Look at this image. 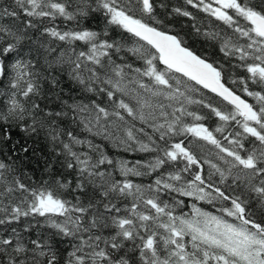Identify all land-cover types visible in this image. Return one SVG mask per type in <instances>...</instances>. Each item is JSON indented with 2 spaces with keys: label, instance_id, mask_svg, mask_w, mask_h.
<instances>
[{
  "label": "snow or ice",
  "instance_id": "obj_1",
  "mask_svg": "<svg viewBox=\"0 0 264 264\" xmlns=\"http://www.w3.org/2000/svg\"><path fill=\"white\" fill-rule=\"evenodd\" d=\"M184 5L232 35L202 31L193 11L169 0L0 4V81L8 82L0 88V264H264V0ZM93 14L103 17L101 30L79 27ZM171 17L218 40L227 67L197 54L170 29ZM57 20L78 27L61 29ZM115 29L121 39L110 36ZM56 41L66 47L58 52ZM61 72L76 95L62 94ZM212 116L214 130L202 122ZM65 124L151 159L114 160ZM189 134L218 149L226 167L204 160V175L196 153L175 142ZM34 163L49 179L36 182ZM153 173L148 184L130 178ZM177 196L220 214L195 203L190 216L177 214Z\"/></svg>",
  "mask_w": 264,
  "mask_h": 264
},
{
  "label": "trees",
  "instance_id": "obj_2",
  "mask_svg": "<svg viewBox=\"0 0 264 264\" xmlns=\"http://www.w3.org/2000/svg\"><path fill=\"white\" fill-rule=\"evenodd\" d=\"M170 4L173 6H182L187 7L188 10L193 11L194 14L197 17L196 23L202 28V31H215L221 33V35H232L231 29H228L226 26H224L221 22L216 21L214 18L208 16L207 14L196 11L192 9L190 6L184 5V0H169ZM10 3V0H0V4H8ZM56 23L59 25L61 29L69 28V29H76L78 26L75 22H64L62 20H57ZM169 27L173 31H178L181 33L182 36H185L187 39V42L189 45L197 52V54L206 56L210 61H217L224 63L225 67L228 65V58L224 57V54L220 51L221 44L218 40H212V39H206L203 35H195L191 30V21L184 17H171L168 20ZM79 27L84 28H91L93 30H101L104 27V20L103 17L98 14H93V16L89 17L86 20L80 21ZM121 31L120 29L110 30V36L114 37L116 39H121ZM243 43V41H241ZM54 46L57 47V51L59 52L61 49L65 48L66 46L61 42H54ZM77 50H86L85 45L83 42H76L74 45ZM238 61L233 59L231 60V63L236 64ZM141 62H137V66H139ZM235 76L243 77L246 74V72L242 68H233L232 69ZM59 77L61 80V85L64 89V92L62 93L67 97V95H76V91L74 89L73 82L67 77L66 73L61 72L59 73ZM8 85L7 81H0V88L6 89ZM46 87V86H45ZM253 88H256L255 85H252ZM47 90V89H46ZM256 90H259L256 88ZM199 98V97H197ZM249 102H253L252 98H247ZM126 102L134 103V101H131L129 97H125ZM4 101V97H0V106H2V102ZM41 105L44 106L45 103H48L47 101H40ZM51 103H49V107H53ZM190 111H197L198 114H206L207 110H201L199 106L197 105H191L189 106ZM130 123H135L136 128L142 127L143 125L140 124L139 121H131V118H128ZM185 122L192 123L191 117H186ZM206 127H208L210 130H214L215 127H217L220 122L218 118L212 116L208 119L202 121ZM65 129L67 130L69 127L71 130H73L78 136H80L82 139H91L94 141V143L101 144L102 147L105 149L107 155L114 160H126L129 162H135L136 160H149L151 159V154L148 153H141V152H132V151H124L122 148H116L113 146V144L110 141L104 140L102 137L96 136L93 137L88 132L84 131L82 128H80L77 125H64ZM233 128L229 127L228 131H232ZM116 135H122V131H116L113 129ZM150 131V129L148 130ZM218 139H222L220 134H216ZM19 138V134H17V137ZM180 140H183L185 145L190 147L191 150H193L198 158L201 159L204 175H207L210 171L209 165L207 163H203L204 160H209L212 163L218 164L220 167H226V165L223 163V161L219 160L216 153L219 151L216 149L213 145L208 144L205 141L200 140L198 137H193L190 134L186 137H176L175 142H178ZM225 146H229L227 141H222ZM247 146V142H246ZM40 148L42 150H45L46 152V145L45 143L40 144ZM230 159V158H229ZM35 168V171L32 173L34 176L36 182L38 183L41 179H49L47 175L42 171L40 167H36L35 163L33 166ZM62 171V170H58ZM195 171V168L193 169V172ZM235 171V170H234ZM65 175H68L65 173ZM155 173L152 174V176H146V177H130L134 182L141 183V184H148L152 182V180L155 178ZM185 178H190V174L185 173ZM69 178H71L69 176ZM117 179H121L119 175L116 177ZM218 177L213 176V181H217ZM239 191V189L237 190ZM66 198L72 199L71 195L65 194ZM165 199H170L169 197H165ZM177 199H183L184 200V206L182 208H178L176 210L177 214H187L191 215V205L195 203L198 207L203 208L206 211L213 212L214 214L219 215L220 213L217 212V208L213 205H209L203 201H196L192 198L188 197H178ZM42 219V218H41ZM64 247V245H62Z\"/></svg>",
  "mask_w": 264,
  "mask_h": 264
}]
</instances>
